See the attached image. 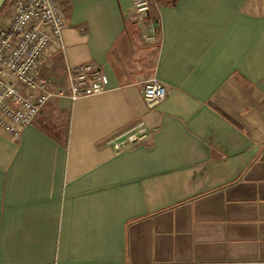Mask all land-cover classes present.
Listing matches in <instances>:
<instances>
[{"label":"crops","instance_id":"obj_1","mask_svg":"<svg viewBox=\"0 0 264 264\" xmlns=\"http://www.w3.org/2000/svg\"><path fill=\"white\" fill-rule=\"evenodd\" d=\"M60 1L43 71L68 145L0 133V264H264V0H154V43L131 0ZM86 64L108 90L72 101L67 70ZM138 124L153 136L116 154Z\"/></svg>","mask_w":264,"mask_h":264},{"label":"built area","instance_id":"obj_2","mask_svg":"<svg viewBox=\"0 0 264 264\" xmlns=\"http://www.w3.org/2000/svg\"><path fill=\"white\" fill-rule=\"evenodd\" d=\"M154 0H131L127 21L138 26L142 39L154 43L156 23L151 19ZM10 11L0 20V133L17 140L46 104L63 92L44 75L48 59L61 52L65 17L60 0H10ZM69 98L93 97L108 90L106 75L94 64L67 70ZM166 98V89L153 79L144 84L143 101L150 110ZM144 124L115 137L116 154L149 140Z\"/></svg>","mask_w":264,"mask_h":264},{"label":"trees","instance_id":"obj_3","mask_svg":"<svg viewBox=\"0 0 264 264\" xmlns=\"http://www.w3.org/2000/svg\"><path fill=\"white\" fill-rule=\"evenodd\" d=\"M9 1L4 5L10 6ZM4 7L2 10H4ZM0 11V18L2 16ZM70 113L58 109L56 104H46L41 113L34 119L32 125L47 137L66 148L69 139Z\"/></svg>","mask_w":264,"mask_h":264},{"label":"rangeland","instance_id":"obj_4","mask_svg":"<svg viewBox=\"0 0 264 264\" xmlns=\"http://www.w3.org/2000/svg\"><path fill=\"white\" fill-rule=\"evenodd\" d=\"M9 11H10V7H9V6H8V7L5 6V7H4V10H2V16H1L0 20H1L6 14H8Z\"/></svg>","mask_w":264,"mask_h":264},{"label":"water","instance_id":"obj_5","mask_svg":"<svg viewBox=\"0 0 264 264\" xmlns=\"http://www.w3.org/2000/svg\"><path fill=\"white\" fill-rule=\"evenodd\" d=\"M8 2V0H0V11L3 9L4 5Z\"/></svg>","mask_w":264,"mask_h":264}]
</instances>
